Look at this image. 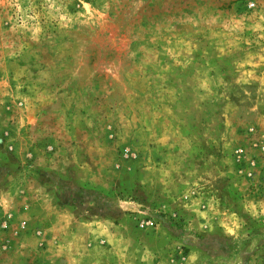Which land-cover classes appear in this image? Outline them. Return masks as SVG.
I'll use <instances>...</instances> for the list:
<instances>
[{
	"label": "rangeland",
	"instance_id": "374dc122",
	"mask_svg": "<svg viewBox=\"0 0 264 264\" xmlns=\"http://www.w3.org/2000/svg\"><path fill=\"white\" fill-rule=\"evenodd\" d=\"M0 264H264V0H0Z\"/></svg>",
	"mask_w": 264,
	"mask_h": 264
}]
</instances>
